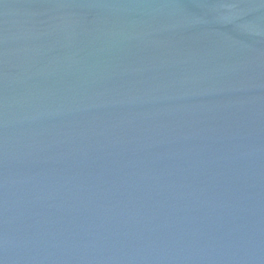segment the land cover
<instances>
[{"label": "water", "instance_id": "obj_1", "mask_svg": "<svg viewBox=\"0 0 264 264\" xmlns=\"http://www.w3.org/2000/svg\"><path fill=\"white\" fill-rule=\"evenodd\" d=\"M0 264H264V0H0Z\"/></svg>", "mask_w": 264, "mask_h": 264}]
</instances>
